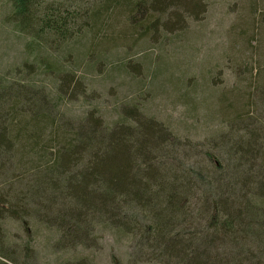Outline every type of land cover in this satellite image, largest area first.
Wrapping results in <instances>:
<instances>
[{
    "label": "rangeland",
    "instance_id": "rangeland-1",
    "mask_svg": "<svg viewBox=\"0 0 264 264\" xmlns=\"http://www.w3.org/2000/svg\"><path fill=\"white\" fill-rule=\"evenodd\" d=\"M12 1L0 0V139L35 112L50 123L28 153L0 150V264H168L139 210L125 214L130 234L98 212L78 216L82 206L43 170L58 132L75 140L89 121L112 129L127 116L174 140L171 159L155 160L193 187L194 212L174 226L180 238L216 232L217 244L202 248L211 264H264V0H189L149 13L150 32L107 10L108 0H83L65 7L76 11L69 30L80 31L63 39L23 31ZM133 1L153 11L165 0ZM66 170L75 177L83 165ZM221 197L242 212L246 201L258 206L259 221L224 238Z\"/></svg>",
    "mask_w": 264,
    "mask_h": 264
},
{
    "label": "trees",
    "instance_id": "trees-1",
    "mask_svg": "<svg viewBox=\"0 0 264 264\" xmlns=\"http://www.w3.org/2000/svg\"><path fill=\"white\" fill-rule=\"evenodd\" d=\"M81 1L13 0V15L21 28H27L23 31H31L36 37L49 31L56 38L63 39L69 33L80 31L79 26L69 30L68 22L72 12L76 11L64 13L66 6L72 7ZM188 1L165 0L155 5L153 11H148L133 0H108L107 10L111 8L115 13L119 12L125 21L133 23L135 29L143 28L150 32L155 27V17L149 13L161 15L165 7L184 6ZM28 107L34 112L39 105L28 104ZM34 114L28 120L24 116L20 117L18 124L13 123L15 127L9 134H2L0 150L18 147L17 153L24 155L37 147L45 125L50 121L36 112ZM132 118L127 116L116 121L112 129H102L100 125L97 127L96 123L89 121L79 128L75 140L64 138L61 136L63 132H58L56 138L50 140V145L54 142L57 145L53 148L55 154L50 155V165L43 169L51 177L47 182L54 185V190L64 186L63 194L73 197L82 206L84 213L78 216H90L98 212L103 219L112 221L120 232L126 234H130L133 228L125 216L126 212L139 210L149 220L146 237L162 249L163 261L168 260V264L214 263L202 248L217 244L214 236L216 232L214 235L202 233L181 239V235L174 231V226L194 210L189 207L188 195L193 187L188 179L174 176V168L168 167L166 163L158 165L155 160L159 154L171 159L175 149L170 132L153 120L146 122ZM79 162L83 170L75 177L68 175L66 169ZM222 198L218 199L215 212L222 213L223 223L218 232L224 238L230 239L233 229L235 232H244L241 225L251 226L259 221L258 216L261 214L256 212L258 206L246 201L245 207L241 206L244 209L242 212L230 198L226 201ZM5 199V195L0 193V205H7ZM240 217L249 223H240ZM134 228L137 229V226ZM246 230L250 232L249 228ZM199 241L203 242L202 246L197 245ZM204 256L207 257L205 261ZM237 263V260L232 261V264Z\"/></svg>",
    "mask_w": 264,
    "mask_h": 264
}]
</instances>
